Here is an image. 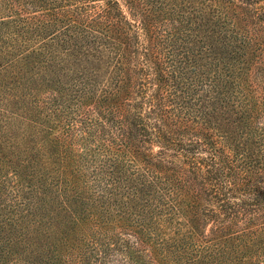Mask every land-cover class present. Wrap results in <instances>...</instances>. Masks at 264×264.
<instances>
[{"label": "trees", "instance_id": "16d2710c", "mask_svg": "<svg viewBox=\"0 0 264 264\" xmlns=\"http://www.w3.org/2000/svg\"><path fill=\"white\" fill-rule=\"evenodd\" d=\"M0 264H264V0H0Z\"/></svg>", "mask_w": 264, "mask_h": 264}]
</instances>
